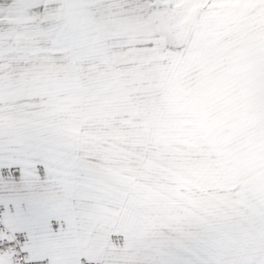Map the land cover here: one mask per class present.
Segmentation results:
<instances>
[{
  "label": "snow or ice",
  "instance_id": "snow-or-ice-1",
  "mask_svg": "<svg viewBox=\"0 0 264 264\" xmlns=\"http://www.w3.org/2000/svg\"><path fill=\"white\" fill-rule=\"evenodd\" d=\"M0 264H264V0H0Z\"/></svg>",
  "mask_w": 264,
  "mask_h": 264
}]
</instances>
